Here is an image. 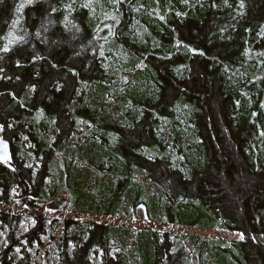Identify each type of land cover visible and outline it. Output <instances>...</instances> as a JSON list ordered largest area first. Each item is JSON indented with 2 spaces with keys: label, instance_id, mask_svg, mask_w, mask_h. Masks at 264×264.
<instances>
[{
  "label": "trees",
  "instance_id": "obj_1",
  "mask_svg": "<svg viewBox=\"0 0 264 264\" xmlns=\"http://www.w3.org/2000/svg\"><path fill=\"white\" fill-rule=\"evenodd\" d=\"M0 128V264H264V0H0Z\"/></svg>",
  "mask_w": 264,
  "mask_h": 264
},
{
  "label": "rangeland",
  "instance_id": "obj_2",
  "mask_svg": "<svg viewBox=\"0 0 264 264\" xmlns=\"http://www.w3.org/2000/svg\"><path fill=\"white\" fill-rule=\"evenodd\" d=\"M140 84L139 85V89H142L144 90L146 85L144 84V81H142L141 79L139 80ZM95 219H97L98 221L100 220L101 222H108L110 221L111 219L110 218H101V217H94ZM117 220H119V218H115L114 219V222H117ZM139 222L135 223L136 225H139L141 227H146V228H153V229H160V230H173L172 228L170 227H167V226H157V225H154L153 223H150L149 220L148 221H145L143 220L142 218L141 219H138ZM138 226V227H139ZM177 230L178 228H174V230ZM173 230V231H174ZM189 232L191 233H194L196 235H199V236H210V237H215V238H222L223 240L224 239H227L229 237H232V238H242V235L241 234H237V233H234L233 235H228V234H225V233H220V232H215L214 230H207V229H201V230H196V229H187ZM254 239L257 241V242H260V243H264V235H255L254 236Z\"/></svg>",
  "mask_w": 264,
  "mask_h": 264
},
{
  "label": "water",
  "instance_id": "obj_3",
  "mask_svg": "<svg viewBox=\"0 0 264 264\" xmlns=\"http://www.w3.org/2000/svg\"><path fill=\"white\" fill-rule=\"evenodd\" d=\"M9 141L3 139L0 128V164L6 168L13 166V156Z\"/></svg>",
  "mask_w": 264,
  "mask_h": 264
}]
</instances>
